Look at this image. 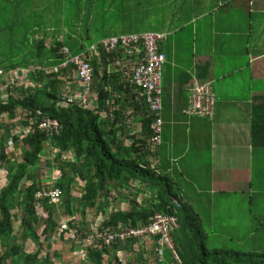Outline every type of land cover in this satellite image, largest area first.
I'll return each mask as SVG.
<instances>
[{"label": "crops", "instance_id": "0c3cea01", "mask_svg": "<svg viewBox=\"0 0 264 264\" xmlns=\"http://www.w3.org/2000/svg\"><path fill=\"white\" fill-rule=\"evenodd\" d=\"M49 1L52 3L53 0H33L30 6L41 9L43 5L51 4ZM183 1L171 19L179 24L171 31L164 26L153 31L164 35L159 47L166 57L162 67H165L166 76L163 84L161 81L162 108L159 112L161 140L156 146L145 147L140 155L157 169L158 174L173 179L178 196L192 208L201 228H210L211 233H206L208 249H217L216 243L222 242L220 249L223 250L264 255V145L260 144V132L252 134L250 131L254 116L259 124H264V0ZM29 2L8 1L10 9L4 17L12 24L16 23L14 29L25 21ZM184 28H191L186 32L189 38L177 40ZM197 84L210 86L214 97L210 116L189 113L192 86ZM126 98L130 103L124 112V117L128 114V118H124L123 127L125 134L132 135L139 128V114L134 102L142 101L143 97L134 90ZM131 116L132 121L129 120ZM261 132L264 134V129L261 128ZM5 134L9 133L5 131ZM129 143L131 141L125 139V144ZM9 151L14 159L18 150H12L11 146ZM57 165L43 180L48 187H55L58 176L57 168H54ZM2 169L0 189L6 181V172ZM144 187L150 200L153 194L148 186ZM113 192L115 197L119 193ZM132 199L141 205L146 203L139 194H133ZM115 202L117 210L119 205L120 210H126L124 206H128L129 193L120 195ZM47 213L40 207L36 214L37 239L30 229L22 228L21 215L17 216V242L21 243L25 254L10 263L6 261V264H94L87 254V247L92 244H99V249L106 245L110 250L103 256L102 264H147L149 261L154 264L156 261L153 237L136 241L132 250L124 245L123 249L117 246L116 250H111L110 244L101 238L87 239L94 234L86 224L84 233L87 237L73 241L70 232L73 223L70 225V221L75 217H66L58 205L52 209L51 218L57 232L59 227L63 231L54 236L53 229L45 238L39 229L47 219ZM86 213L89 218L94 217L92 212L87 210ZM226 222L229 223L224 226ZM23 232L25 237L20 238ZM208 241L213 247L207 244ZM28 253L36 254V257L25 261ZM170 255L162 257L163 264H173ZM173 260L181 264L179 259V262Z\"/></svg>", "mask_w": 264, "mask_h": 264}, {"label": "trees", "instance_id": "16d2710c", "mask_svg": "<svg viewBox=\"0 0 264 264\" xmlns=\"http://www.w3.org/2000/svg\"><path fill=\"white\" fill-rule=\"evenodd\" d=\"M8 1L1 0L5 25L2 30L7 32L6 37L8 34L10 36L2 39L6 55L1 53L0 48V70L10 72L17 68L34 67L35 72L29 79L32 86L8 85L0 100V169L3 168L6 172L5 185L0 189V264H6V261L10 263L23 251L21 243L16 241L17 216L21 215L22 228L30 229L37 239L38 232L34 227L36 214L40 207H44L48 211V217L39 230L47 238V232L54 229L55 223L51 217L52 209L56 205L46 199L37 201L35 198L38 190L49 186L43 183L39 173L41 166H49L48 161L43 159V155L46 156L49 150H55V159L60 161L54 168H57L56 177L58 176L55 187L61 191L58 206L63 209L65 216L77 218L76 215H81L84 218L87 209H91L92 213L98 209L104 215L105 219L99 229L87 239L99 240L107 227L113 228L118 224L136 226L147 222L155 213L170 214L175 215L178 222L174 239L181 264H229L231 260L259 264L260 260L257 259L264 260V255L244 254L229 249H208L206 233L202 231L200 221L192 208L178 196L173 179L158 174L157 169L151 167L144 160V156L140 155L141 150L151 146L148 139L153 134L152 123L157 115L148 110L144 98L134 102L135 110L139 114L137 132L132 135L124 133V112L130 103L126 95L136 89L125 81L124 73L110 68L113 60L104 50H101L100 59L89 54V62L94 71L93 91L97 108L92 110L81 104L57 105L61 80L58 74L47 73L41 68L48 69L59 64L64 55L61 52L63 46L69 48L71 55L87 51L88 47L81 44L78 38L73 39L64 34L65 37H57V32L52 34L53 29L46 26L48 16L51 15L49 8L55 4L54 1H49L51 4L43 5L41 9H33L30 6L33 0H26L30 1L26 6L29 10L25 21L20 22L16 29L13 27L16 23L12 24L4 17V13L8 14L7 9H10ZM98 1L88 0V19L94 10L92 7L100 5ZM109 1L108 5H112V1ZM102 2L105 4L106 0ZM105 7L106 5L102 6L103 9ZM58 25L59 23L54 26ZM19 33L21 35L18 38ZM37 110L56 119L60 129L51 134L38 129L40 116L36 113ZM3 114H6L10 122L3 119ZM19 128L24 129L22 132L16 131ZM261 128L264 129V124H259L254 116L250 131L252 134L260 132V144L264 145ZM5 131L9 134H5ZM9 139L12 141V150L19 152L14 159L7 150L6 142ZM125 139H129L131 143L125 144ZM66 152L73 154L72 159L61 161L60 154ZM77 180L83 182L80 198L73 197V187ZM134 182L148 186L153 198L142 205L132 199L133 193L128 190L133 187ZM112 190L119 191V196H123L125 191L130 194L126 210L107 212L105 208L109 204L108 198ZM118 195L114 199H118ZM175 202L178 204L175 205ZM83 228L80 237H87L84 233L86 225ZM24 237L23 232L20 238ZM126 243L128 249L132 250L135 243L132 240ZM98 246L99 244H92L87 247V254L94 264H102L103 256L110 252L106 245H102L100 249ZM110 246L111 250H116L118 243ZM33 257L36 254L31 256L28 253L24 259L26 261ZM162 262L163 260L159 264H163ZM171 263L176 264L172 257Z\"/></svg>", "mask_w": 264, "mask_h": 264}, {"label": "built area", "instance_id": "2783aa9c", "mask_svg": "<svg viewBox=\"0 0 264 264\" xmlns=\"http://www.w3.org/2000/svg\"><path fill=\"white\" fill-rule=\"evenodd\" d=\"M163 38V34L154 32L109 36L97 44L90 45L87 51L77 55H71L69 48L63 46L61 52L64 55L61 62L48 69L41 68V70L58 74L61 80L57 99L58 106L81 104L89 109H94L96 107L92 90L94 71L89 62V54L93 53L100 59L101 50H104L106 55L112 57L113 63L110 66L125 74L123 76L125 81L141 93L148 110L157 114L152 123L153 134L149 138V145L156 146L160 143L162 130L159 112L162 108L160 98L162 67L166 57L161 52L159 43ZM34 72L35 68L10 72L0 71V100L4 96L3 92L6 86H28L25 81H29ZM213 103L214 97L208 84L192 86L189 113L198 116H210ZM36 113L40 116L38 129L45 130L49 134L60 129V124L56 119L42 114L40 110H37ZM23 129L21 128L19 132H22ZM7 144H9L7 146L9 151L12 144L11 139L8 140ZM56 155L57 152L52 150L51 158ZM69 158H72L70 153L60 155V160ZM60 197L61 191L53 186L42 187L35 195L37 201L46 199L53 204L58 203ZM177 204L175 202V205ZM61 227L66 228L65 225H61ZM177 227L178 222L175 215L156 213L147 222L139 223L136 226L128 227L118 224L113 228L107 227L103 230L101 239L106 244H121L127 240L142 241L145 237H153L155 240L154 254L157 262L162 261L164 250L169 251L173 258L179 262L173 239V233ZM70 232L72 238L77 237L76 229L72 228Z\"/></svg>", "mask_w": 264, "mask_h": 264}, {"label": "rangeland", "instance_id": "374dc122", "mask_svg": "<svg viewBox=\"0 0 264 264\" xmlns=\"http://www.w3.org/2000/svg\"><path fill=\"white\" fill-rule=\"evenodd\" d=\"M53 1L55 2V4L49 8V10L51 11V15L48 16V21L46 23V26L48 28L53 29L52 34H54L55 31L57 32L55 36L60 37L64 34L67 36H71L73 39L78 38L80 39L78 41H80L81 44L85 45L86 47H89L90 45L93 44H97L99 41H101V39L103 40L104 38L109 36H117L120 34H129L135 32L136 33L153 32L159 30L160 27L162 26H164L165 29H169L171 31L179 24L174 20L173 21L171 20L173 19L174 14L176 13L177 10L176 8L180 3L184 4L183 0H115V1L111 0L112 5L109 4L110 5L109 6L108 5V3L110 2L109 0H106L105 4L102 2V0H99L98 2L100 3V5L99 6L94 5L92 7V9L94 8V10L90 18L88 19L87 17V13L89 11L88 0H53ZM150 4L152 5L149 11ZM103 5H106L104 9L102 8ZM2 8L3 6L0 0V31H1L0 48H1V53L6 55V48L2 45L3 43L2 39L7 38L6 37L7 32L2 30L4 29L5 26L2 18ZM88 21L89 23L87 24ZM57 23H59V25L57 27L54 26ZM190 29L191 28L182 29L183 30L182 34L176 37V39L185 40L186 38H189L186 32L189 31ZM165 38H167V36ZM92 54L93 53H91V55ZM165 76H166V70L164 67L162 69V80H161L163 81L162 84L165 82ZM25 83L28 85H33L32 81H25ZM93 83H94V79L92 82V88H93ZM16 87H21V86H16ZM160 98L162 100L161 94H160ZM17 114H19L18 111ZM127 118H128V114L126 115L125 119ZM3 119L8 120L9 118L6 116V114H3ZM129 120L132 121L134 119L131 116ZM12 121L14 122L15 120ZM8 122L10 121L8 120ZM20 129L21 128H19L18 131ZM8 145L9 144H7V146ZM15 153L19 155L18 151H16ZM51 154H52V150H49L48 153L46 154V158L43 155L44 157L43 159L48 161L49 166L46 167L41 166L39 173L42 180H46L47 177L51 175L54 165L58 163L55 159H53L54 157L51 158ZM159 174L163 175L161 173ZM5 180H6V176H5ZM82 186H83V182L77 180V184L74 185L73 187L74 189L73 197L80 198L81 193L83 191ZM130 191H132L131 193H133L134 196H137L139 194L140 197L144 198L145 202L149 201L148 200L149 193L145 191V187L144 186L142 187L141 184L133 183V187L129 189L128 192ZM128 192L125 191L124 195H128ZM114 197H115L114 192L112 190L108 198L109 204H106L107 206L105 208L107 212L117 210V208L115 207L117 202H115L116 198L114 199ZM59 202L56 203L55 205H59ZM124 207L126 208L127 206ZM119 208L120 205L118 206V209ZM77 209H79V206H77ZM87 210L89 212L92 211L91 209H87ZM93 215L94 217L92 218H89L87 213L84 218L81 215H76L77 218H75L72 221L73 223L72 228L77 230V237L72 238L73 241H77L80 239V235H81L80 232L86 224L89 225V228L92 230V232L99 229L101 222L105 219L104 215L103 213L102 214L99 213L98 209L94 210ZM228 223L229 222H226L224 226ZM38 225L39 224H36V227ZM65 229H69V228L66 227ZM61 231H63V229L59 227L57 232V228H55L54 226V232H53L55 234L54 236H57V234H59V232ZM202 231H204L205 233H211L209 227H205V229L202 228ZM40 239H42V237H40ZM17 240L18 239H16V241ZM218 240L220 241L222 239L218 237ZM121 244L118 245L121 247V249H123L124 246L127 247L126 242H123ZM207 244L210 247H213L212 242L208 241ZM216 244H217V249H220V247L222 246V242H218ZM25 246H28V244L25 243ZM21 254L24 255L25 253L21 251ZM21 254L20 257H22ZM170 254L171 253L169 251L165 250L163 257L165 258L169 257ZM257 260H260L259 264H264L263 259H257ZM147 264H152V262L149 261ZM229 264H250V263L231 260L229 261Z\"/></svg>", "mask_w": 264, "mask_h": 264}, {"label": "clouds", "instance_id": "9594fccd", "mask_svg": "<svg viewBox=\"0 0 264 264\" xmlns=\"http://www.w3.org/2000/svg\"><path fill=\"white\" fill-rule=\"evenodd\" d=\"M30 68H34V67H30ZM111 68V67H110ZM28 69V68H27ZM27 69H23V68H17V69H15V70H27ZM0 71H2V70H0ZM4 71V70H3ZM13 71V70H12ZM93 79H94V75H93ZM28 86H32V85H28ZM92 90H93V88H92ZM93 93H94V98H95V100H96V96H95V92L93 91ZM95 104H96V107L94 108V109H92V110H95L96 108H97V103H96V101H95ZM10 140V139H9ZM7 142H8V140H7ZM7 142H6V145H7ZM148 144H149V139H148ZM66 153H70L71 155H72V157H73V154L71 153V152H66ZM62 154V153H61ZM60 154V155H61ZM55 157L56 156H54V158L53 159H55ZM45 158H46V156H45ZM69 159H72V158H69ZM69 159H66V160H69ZM56 160V159H55ZM59 160V159H58ZM57 161V160H56ZM61 161H65V160H61ZM58 162V164H59V162L60 161H57ZM156 214V213H155ZM151 218V217H150ZM174 234V233H173ZM174 239V238H173ZM128 241V240H127ZM126 241V242H127ZM133 241V240H132ZM134 243L136 242V241H133ZM119 245V244H118ZM165 251V250H164ZM175 252H176V250H175ZM177 253V252H176ZM163 256H164V254H163ZM178 256V255H177ZM179 259V258H178ZM160 262H157V259H156V261H154V264H159ZM177 264V263H176Z\"/></svg>", "mask_w": 264, "mask_h": 264}]
</instances>
